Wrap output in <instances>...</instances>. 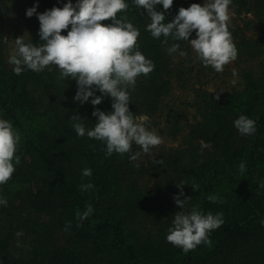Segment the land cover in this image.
<instances>
[{"label": "trees", "instance_id": "trees-1", "mask_svg": "<svg viewBox=\"0 0 264 264\" xmlns=\"http://www.w3.org/2000/svg\"><path fill=\"white\" fill-rule=\"evenodd\" d=\"M37 2V12L43 13L67 0H0V117L10 120L22 137L16 171L0 186V196L8 201L6 207L0 206V264H264V0H233L230 9L235 13H254L253 29L261 36H246L242 27L231 25L238 49L236 83L222 96L209 93L206 81L224 75L228 64L218 73L198 59L193 70L190 64L173 63L179 55H169L166 49L174 41L165 45L153 39L146 31L149 18L129 0L124 14L140 29V50L155 64L148 76L138 77L130 111L135 116L156 114L177 79L190 83V103L197 116L183 124L182 146L171 153L152 148L145 154L133 144L131 153L110 157L102 142L77 136L70 119L77 114L86 118L82 121L86 128L94 127L97 117L92 112L111 111L110 97L97 106L90 98L82 108L73 99L76 81L61 83L57 67L16 75L4 62L11 7ZM201 2L174 0L167 21L180 7ZM32 28L33 43H41L38 18ZM193 38L195 31L189 37ZM178 43L187 52L183 58L187 63L190 44ZM46 89L50 102L43 104L45 94L40 91ZM171 111L165 116L167 125ZM239 115L256 121L255 134L237 131L233 122ZM136 152L140 155L130 160ZM85 168L92 169L91 177H82ZM89 182L94 189L82 191L80 185ZM181 182L180 199L191 198L183 211L196 207L205 214L223 213L224 219L211 232L210 244L187 253L166 240L174 215L182 211L174 199ZM192 185L199 189L194 191ZM87 205L95 211L81 222L77 213ZM68 222L71 227L66 231ZM17 232L23 235L17 237Z\"/></svg>", "mask_w": 264, "mask_h": 264}, {"label": "clouds", "instance_id": "clouds-1", "mask_svg": "<svg viewBox=\"0 0 264 264\" xmlns=\"http://www.w3.org/2000/svg\"><path fill=\"white\" fill-rule=\"evenodd\" d=\"M130 2L149 18L146 31L153 39L165 45L169 40L174 41L166 49L169 55L177 53L181 57L186 56L187 52L178 43L186 41L202 65L218 73L237 59L238 49L230 31L233 0H204L203 6L193 3L187 8L180 7L170 22L166 12L174 0ZM161 5L163 10L158 7ZM129 6V0H75V3L67 0L62 7L54 6L38 13L37 2L25 14L28 18L37 16L41 43H33L32 39L26 42L23 36L18 37L14 40V52L8 58L16 75L26 69L40 73L49 66H56L62 80L76 81L78 89L73 99L81 104L91 98L90 103L97 106L105 96L110 97L111 111L95 108L92 112L97 117L94 127L86 128L82 122L86 118L82 119L77 114L70 117L77 136L102 142L109 157L114 153L121 156L131 153L133 144L149 154L152 148L163 142L156 130L146 127L144 121L147 117H137L129 108L131 92L138 77H146L155 69L153 61L140 50V29L124 14ZM103 21L110 22L101 23ZM62 30H66V35L62 34ZM194 31L195 38L189 39ZM233 126L244 136H251L257 131L256 121L246 115H239ZM21 140V134L13 123L0 117V186L5 185L16 171ZM203 147L210 148L211 144H204ZM139 155L136 152L129 159L134 161ZM239 168L243 173L246 165L242 162ZM91 176L92 169L82 170V177ZM182 185L183 182L177 184L181 191L174 197L182 211L174 215L166 240L187 253L201 244H210L211 232L220 228L224 219L223 213L205 214L196 207L183 211L191 198L180 199L183 196ZM94 187L91 182L80 185L82 191ZM192 187L194 191L199 189L198 185ZM7 204V199L0 196V206L6 207ZM94 211L91 205H87L83 212L77 213V218L82 222ZM70 227L71 222H68L65 230ZM77 227H82V224H77ZM16 235L19 237L23 233L17 232Z\"/></svg>", "mask_w": 264, "mask_h": 264}, {"label": "rangeland", "instance_id": "rangeland-1", "mask_svg": "<svg viewBox=\"0 0 264 264\" xmlns=\"http://www.w3.org/2000/svg\"><path fill=\"white\" fill-rule=\"evenodd\" d=\"M204 0L201 2V6H203ZM31 7V4H17L15 6L11 7V14L9 18L10 25L6 27L5 29V36H4V42H5V55H4V62L8 69L13 68L14 66L8 63V58L11 54L14 52L15 43L14 40L18 37L23 36L25 41H29L32 39V35L34 34L35 30L32 28L35 25L36 17L33 15L31 18H28L26 16V10ZM231 12V25L232 28L235 29V26H240L244 29V34L246 36H250L252 34H259L261 36L260 30H254L253 29V22L255 21V15L254 13H248L246 14L244 11L240 14L235 13L232 9H230ZM246 26V29H245ZM190 50H192L191 54H189L188 59L189 61L186 63L183 61V58L185 57H179L177 55L174 56L173 63L177 64L178 62L181 63L183 66L190 64L188 67L191 69L192 66L197 62L196 59V53L195 51L189 46ZM236 61L229 63L225 68V73L222 75L220 73V76L215 78L213 81H206V84L208 86V92L211 93L214 96H222L224 95L225 91H228L227 88L230 86H233L232 81L236 78ZM238 62V61H237ZM56 67V66H55ZM54 68V66L52 67ZM46 70L49 69V67L45 68ZM235 71V75H233V72ZM185 77V76H184ZM211 79V77H210ZM59 80L62 81L61 83H65L66 81L70 80H62L59 75ZM205 82V81H202ZM195 84H198L196 82H193ZM185 84V85H184ZM182 83L181 81H178L177 79L172 80V86L171 91L168 97H166L165 100H163L159 105V110L156 114L152 116H146L144 114H139L137 117H147V120L144 121L146 127L149 129L156 130L157 134L162 137L163 142L159 145L154 147L156 153L166 151V153H171L175 149H177L179 146H182V142L185 136V132H182L181 127L185 126V123H192L194 120V117L197 116V113L195 111V107L190 103L192 102L191 98L192 95L190 93V83ZM189 88V90H188ZM45 91H49V89L41 90L40 93L45 94L43 99V104L50 102V96L45 93ZM57 98V97H54ZM59 100V98H57ZM61 101V100H59ZM78 102V101H77ZM82 108H85V105L88 104V102L81 104L78 102ZM171 109L172 113H170V123L168 125L165 122V116L168 110ZM138 148L139 146L136 145ZM154 151V152H155ZM141 161H148V160H141ZM146 166V163H144Z\"/></svg>", "mask_w": 264, "mask_h": 264}]
</instances>
